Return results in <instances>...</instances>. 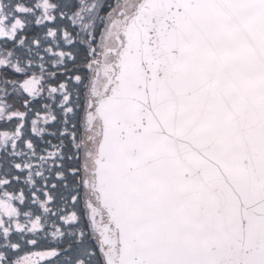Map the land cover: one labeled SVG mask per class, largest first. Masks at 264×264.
<instances>
[{
    "label": "snow or ice",
    "instance_id": "1",
    "mask_svg": "<svg viewBox=\"0 0 264 264\" xmlns=\"http://www.w3.org/2000/svg\"><path fill=\"white\" fill-rule=\"evenodd\" d=\"M0 264H264V0H0Z\"/></svg>",
    "mask_w": 264,
    "mask_h": 264
}]
</instances>
